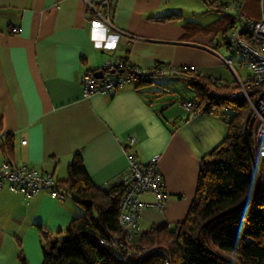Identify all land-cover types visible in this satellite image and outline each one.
<instances>
[{
    "label": "crops",
    "instance_id": "crops-1",
    "mask_svg": "<svg viewBox=\"0 0 264 264\" xmlns=\"http://www.w3.org/2000/svg\"><path fill=\"white\" fill-rule=\"evenodd\" d=\"M88 1L96 7L107 2L101 16L112 30L94 19L84 0H0V143L5 135L13 137L11 155L0 149V160L63 181L78 153L91 181L105 188L127 172L125 148L143 163L159 155L165 205L157 210L154 195L143 194L138 223L142 232L157 226L171 230L188 214L202 161L212 165L209 154L228 134L229 116L221 110L188 117L182 102L193 101V94L180 74L190 68L226 82L219 74L227 66L216 39L222 14L206 0ZM239 3L248 19L264 16V0ZM166 15L173 17L160 19ZM108 60L171 72L85 97L80 78L105 73ZM130 137L134 142L128 146ZM84 214L69 194L58 200L41 190L26 198L0 189V264H20L21 255L27 264H42L39 227L60 240Z\"/></svg>",
    "mask_w": 264,
    "mask_h": 264
},
{
    "label": "trees",
    "instance_id": "trees-1",
    "mask_svg": "<svg viewBox=\"0 0 264 264\" xmlns=\"http://www.w3.org/2000/svg\"><path fill=\"white\" fill-rule=\"evenodd\" d=\"M206 3L222 14L216 21L219 29L224 25L220 43H224L232 57L236 53L229 49L227 35L236 15L215 0H206ZM171 17L166 15L160 19ZM180 74L187 79L193 102L201 114L228 109L232 116L227 120L226 138L209 154L214 159L212 165L209 167L207 161H202L196 194L185 220L171 230L157 226L142 232L139 246H160L167 259L161 254L141 253L121 261L115 250L99 243L100 238L107 239L114 234L121 240L124 238L118 218L125 187L122 184L110 189L96 186L77 153L68 165L67 178L56 181L60 189L83 207L85 214L71 221L62 240H51L50 232L39 227L44 239L42 264H166V260L168 264H264V171L255 149L256 193L235 211L217 216L243 202L254 187L253 165L244 140L245 126L250 130L251 109L244 97H229L238 86L200 75L190 68L180 69ZM157 75L163 74L148 75L135 83L143 85ZM259 90L249 89L248 95L256 100ZM12 146V135H5L0 149L11 155ZM19 262L27 264L22 255Z\"/></svg>",
    "mask_w": 264,
    "mask_h": 264
},
{
    "label": "built area",
    "instance_id": "built-area-1",
    "mask_svg": "<svg viewBox=\"0 0 264 264\" xmlns=\"http://www.w3.org/2000/svg\"><path fill=\"white\" fill-rule=\"evenodd\" d=\"M86 7L91 9L94 19L102 21L107 31L113 26L101 16V10L107 4L102 2L96 7L88 0H84ZM218 4L224 5L226 11L236 15L233 27L229 30L227 41L229 49L240 56V61L235 63L232 57H221L225 66L230 68L238 80V90L233 91L229 97H244L251 109L250 113V139L252 148L255 149L261 169L264 171V16L260 20L248 19L241 13L239 0H215ZM13 33L18 32L17 27L11 29ZM243 65L249 71L247 81L243 82L237 74L234 66ZM102 78H96L94 74L85 73L80 82L83 88V95L89 97L94 94L113 93L126 84L145 80L152 74H167L170 70L159 67L152 70H145L140 67L128 66L124 62L108 60L104 66ZM125 69L126 72H122ZM260 89L256 100L248 95L250 89ZM182 106L187 110L189 118H195L202 112L193 101H183ZM134 138H129L128 146L132 145ZM22 144L26 140L21 141ZM128 168L121 179L105 187L110 189L116 184L125 187V193L121 199L119 208V225L124 238L119 235H111L109 238H100L99 243L105 247L115 250L116 257L121 261H127L135 254L151 253L161 254L167 259L162 247L157 245L142 246L140 241L142 231L138 223L143 203L141 197L150 192L154 195L155 201L152 204L157 210H163L167 192L164 187L163 178L159 169V155H154L145 163L140 162L135 154L125 148ZM6 187L12 192H19L26 198H32L41 190H46L58 200L66 198L67 194L60 189L56 178L51 173L38 171L25 164H17L9 160H0V189ZM169 261L166 260V264Z\"/></svg>",
    "mask_w": 264,
    "mask_h": 264
},
{
    "label": "rangeland",
    "instance_id": "rangeland-1",
    "mask_svg": "<svg viewBox=\"0 0 264 264\" xmlns=\"http://www.w3.org/2000/svg\"><path fill=\"white\" fill-rule=\"evenodd\" d=\"M219 27V26H218ZM224 28V25H222L221 27H220V29H219V32L217 33V35H216V39H218L220 42H222L223 40V37H222V32H221V30ZM219 54H220V56H222V57H229L230 56V52L226 49V47H225V45H224V43L221 45V47H220V49H219ZM218 55V54H217ZM216 55V56H217ZM219 56V55H218ZM219 59H220V57H219ZM232 59L235 61V63H237V61H239V59H240V56L239 55H237V54H235V55H233L232 56ZM221 60V59H220ZM222 64H223V62H222ZM234 69L236 70V72H237V74L240 76V78H241V80L243 81V82H246L247 81V77H248V74H249V71L246 69V67L245 66H237L236 64H235V66H234ZM219 74L220 75H222L223 76V79L224 80H226V82L229 84V85H231V86H233V87H235V86H238V88H240L239 87V84H238V80H237V78H236V75L234 74V72L233 71H231V69H229V68H227V67H225V68H222L220 71H219ZM238 88L236 89V90H238ZM191 92V91H190ZM181 96V95H180ZM184 96L186 97V94H184ZM184 96H182V98H185ZM191 97V96H190ZM221 111H223V114L225 115V116H229V118H230V116H232V111H230V110H228V109H220ZM65 237V236H64ZM63 237V238H64ZM60 240H62V239H60Z\"/></svg>",
    "mask_w": 264,
    "mask_h": 264
},
{
    "label": "water",
    "instance_id": "water-1",
    "mask_svg": "<svg viewBox=\"0 0 264 264\" xmlns=\"http://www.w3.org/2000/svg\"><path fill=\"white\" fill-rule=\"evenodd\" d=\"M103 74H104L103 71L99 70V71L94 73V76L96 78H102ZM244 140H245L246 149L248 151V154H249V156L251 158L252 165H253V172H254V187H253V190L243 202H241L240 204H238V205H236V206H234V207H232L230 209H227V210L221 212L217 216H222V215L228 214V213H230L232 211H235L236 209L240 208L241 206L246 204L254 196V194L257 191V187H258V165H257L256 157H255V154H254V151H253V148H252L251 139H250V130H249L248 125H246L245 128H244Z\"/></svg>",
    "mask_w": 264,
    "mask_h": 264
}]
</instances>
